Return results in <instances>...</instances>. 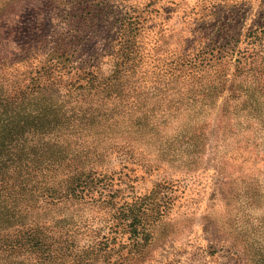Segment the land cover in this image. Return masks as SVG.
Returning a JSON list of instances; mask_svg holds the SVG:
<instances>
[{
	"label": "rangeland",
	"instance_id": "1",
	"mask_svg": "<svg viewBox=\"0 0 264 264\" xmlns=\"http://www.w3.org/2000/svg\"><path fill=\"white\" fill-rule=\"evenodd\" d=\"M217 74L203 120L193 99ZM29 83L108 115L1 144L46 175L87 159L104 181L75 212L76 256L97 258L103 237L112 264L132 252L136 203L150 247L132 264H264V0H0V128L39 127L36 104L12 103Z\"/></svg>",
	"mask_w": 264,
	"mask_h": 264
},
{
	"label": "trees",
	"instance_id": "2",
	"mask_svg": "<svg viewBox=\"0 0 264 264\" xmlns=\"http://www.w3.org/2000/svg\"><path fill=\"white\" fill-rule=\"evenodd\" d=\"M203 54L205 53L201 52L198 58ZM188 65L192 67V64ZM188 65L183 64L180 67L183 71L186 68L191 70ZM225 83V76L217 74L213 83L203 87L204 93L193 99L199 112L198 116L203 115V120L207 112L215 109V101L223 94ZM32 84H27L24 89L18 87L12 103L36 104L40 109L37 125L39 127H31L29 122H25L13 129L6 126L0 128V264H112L111 242L108 238L103 237L105 241L99 244L97 258H87L85 253L76 256L77 248L66 240L75 238L80 230L81 222L75 215L77 208L91 199L90 196L97 188L101 189L98 192L100 195L107 189L103 180L95 178L93 167H87L89 161L85 159L66 163L67 160L64 159L57 165L61 166V173L57 174L59 178L55 174L46 175L41 172L43 157L24 161L16 159L14 162L9 146L1 145L3 140L5 142L6 138H11V130L21 135L37 131L49 135L53 131L54 136L65 135L68 128L92 125L101 117L106 119L108 115H103L104 110L100 106L99 109L68 107L69 102L65 101V97L61 102L46 86L38 87L36 92ZM100 88L106 90L107 86L102 85ZM78 89L91 91L94 89L93 82ZM120 93L122 88L116 95L121 96ZM172 93L179 97L177 103L183 102L180 91L174 88ZM137 121L139 123V117ZM202 131L199 130L198 134L193 136L195 141L204 137ZM76 132L79 135L81 131ZM79 137L83 139L82 136ZM78 168L81 172H77ZM135 204L127 206L123 211L124 214H133L132 223L125 227L130 233L129 241L133 243L129 247L133 250L113 264H126L127 261L132 264L134 260L146 258L144 255L150 247V239L139 236V231L144 230L145 226L141 207L137 206L134 210ZM134 211L141 215L135 214Z\"/></svg>",
	"mask_w": 264,
	"mask_h": 264
}]
</instances>
